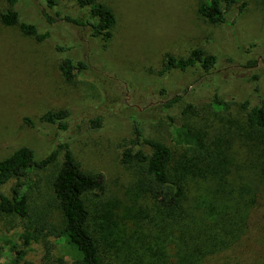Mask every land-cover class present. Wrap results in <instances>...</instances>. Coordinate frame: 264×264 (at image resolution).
<instances>
[{
	"label": "rangeland",
	"instance_id": "rangeland-1",
	"mask_svg": "<svg viewBox=\"0 0 264 264\" xmlns=\"http://www.w3.org/2000/svg\"><path fill=\"white\" fill-rule=\"evenodd\" d=\"M57 1L52 10L33 0L15 7L22 21L36 24L42 33L49 31V40L38 42L18 26L0 21V160L22 146L43 158L57 143L68 145L83 172L103 177V190L83 197L101 263L173 264V249L165 238L177 240L179 229L173 223H178L179 211L169 220L138 164L122 163L126 147L139 148L135 118L146 139L171 149L176 171H192L179 182L184 190L179 213L188 211L190 217L211 223L216 205L218 213L248 219L233 247L201 264H264V130L249 127L247 112L237 106L215 110L211 104L216 94L221 101L239 96L255 103L253 72L260 75L264 98V0L239 1L226 13L225 25H212L199 15L198 7L206 0H97L115 18L107 47L85 27L64 21L46 24L43 11H60L79 21L89 17V10L75 0ZM7 8L0 0V16ZM55 43L66 47L74 60L84 61L87 71L65 82L59 68L65 55L55 51ZM194 50L218 57L217 74L162 72L165 55L187 58ZM252 59L255 68L248 65ZM173 96L181 100L167 109ZM60 109L70 111L66 132L38 121L45 112ZM25 118L34 125L25 124ZM95 118L102 119L100 128L91 126ZM181 124L200 133L205 150L173 143L174 127ZM141 148L151 152L145 144ZM59 165L33 173L37 188L30 194L28 219L0 216V264H13L14 248L26 252L25 263L79 264L78 254L58 234L64 221L51 185ZM193 172H201L202 178ZM13 186L10 182L2 191L11 197ZM38 214L55 233L24 248L20 235ZM192 223L195 232L198 226ZM227 232L224 223L220 235ZM193 237L184 239L192 244L197 242Z\"/></svg>",
	"mask_w": 264,
	"mask_h": 264
},
{
	"label": "trees",
	"instance_id": "trees-1",
	"mask_svg": "<svg viewBox=\"0 0 264 264\" xmlns=\"http://www.w3.org/2000/svg\"><path fill=\"white\" fill-rule=\"evenodd\" d=\"M4 1L8 8L0 16L2 25L6 27L18 26L25 36L33 37L38 42L51 38L49 31L42 33L36 24L24 22L20 19L19 12L15 7L25 0ZM33 1L43 2L45 7L50 10L58 6L57 0ZM75 1L79 8H87L89 10L88 18L84 21H79L60 11H55L53 15L43 11V18L46 24L53 25L59 21H64L85 27L89 30L91 37L100 38L104 46L107 47L112 36L111 30L115 24L112 11L97 0ZM239 1L241 0H206L204 4L198 7V13L212 25H225L228 24L226 13ZM54 49L58 53L65 55L59 67L65 82H70L77 75L87 71L88 65L82 60H74L68 56L66 47L55 43ZM248 65L250 68H255L256 60L252 59ZM189 69H193L205 76H214L219 69V59L216 55L205 54L200 50H194L187 58H175L169 54L165 55L163 73L172 71L186 72ZM250 77L252 79L253 93L257 98L255 103L239 96L221 101L219 95L216 94L211 104L215 110H225L231 105L237 106L247 112L246 122L249 127L264 130V98L260 94V75L253 72ZM180 100V96H173L165 104V107L170 109ZM69 116L70 111L68 109L47 111L39 117L38 121L48 125H56L58 131L64 133L68 130L67 120ZM169 120L171 119L169 118ZM23 121L29 126L34 125V121L31 119L25 118ZM132 122L135 145L139 148L126 147L122 153V163L125 165L133 162L138 164L140 169H142L141 172L149 178L151 183L149 191L154 197L156 205L162 213L168 215L169 220L170 218L173 219L177 211H183L181 203L184 199V190L179 182L186 175H191L192 171L188 169L184 170L185 173L176 171L173 165L171 149L159 141L146 139L140 123L135 118H132ZM90 124L93 128H100L102 119H92ZM173 143L177 146L197 151L205 150L204 141L200 133L184 124L174 127ZM143 144L151 149L149 154L141 148ZM59 161L60 165L51 185L53 196L64 221V226L58 234L63 236L67 245L78 254L79 264H102L99 248L94 237L88 231L90 213L83 197L93 191H102L103 177L83 172L70 148L64 143H57L55 148L43 158H37L35 151L29 146H22L14 150L7 158L0 160V216L10 213L22 220L28 219L30 216V194L34 193L37 188L35 181L32 179L33 173L43 171ZM192 176L202 178L203 174L201 172H193ZM10 182H13L14 186L11 197H8L2 191V187ZM216 207L214 205L211 209V223L207 222L206 219L190 217L188 211L178 212V223H173V226H178L179 229L177 240L171 242L167 237L165 238L173 249V254L169 256L170 263L201 264L206 258L229 250L236 243V240L244 234L243 232L246 231L245 223L247 226L248 219L246 221L242 214L218 213ZM39 217L35 223L27 225L20 235L24 248L29 247L32 241L36 244L44 243L46 236L55 233L53 228H48L46 225L45 217L41 215ZM192 222H196L198 226L195 232ZM206 223L211 225L213 229H210ZM224 223L228 227V232L223 236L220 235V232ZM168 225L169 223L165 227L167 228ZM171 232L172 230H169L170 237L173 238ZM193 233L201 238L193 237ZM188 237H193L197 242L188 243L184 239ZM13 250L15 255L13 264H30L24 262L25 251L19 248H14ZM163 259L164 256L162 255L161 260Z\"/></svg>",
	"mask_w": 264,
	"mask_h": 264
}]
</instances>
